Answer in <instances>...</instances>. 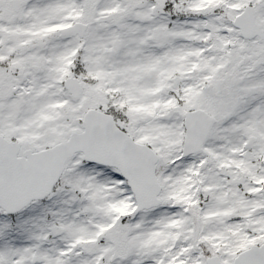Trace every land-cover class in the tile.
Listing matches in <instances>:
<instances>
[{"label":"snow or ice","instance_id":"obj_1","mask_svg":"<svg viewBox=\"0 0 264 264\" xmlns=\"http://www.w3.org/2000/svg\"><path fill=\"white\" fill-rule=\"evenodd\" d=\"M0 264H264V0H0Z\"/></svg>","mask_w":264,"mask_h":264}]
</instances>
